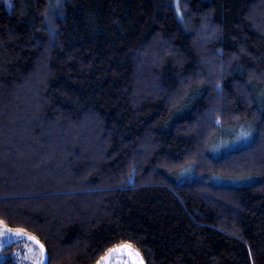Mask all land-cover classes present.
<instances>
[{
  "label": "trees",
  "instance_id": "1",
  "mask_svg": "<svg viewBox=\"0 0 264 264\" xmlns=\"http://www.w3.org/2000/svg\"><path fill=\"white\" fill-rule=\"evenodd\" d=\"M8 2L0 225L45 264L122 246L145 264H264V0ZM236 128L245 145L219 152Z\"/></svg>",
  "mask_w": 264,
  "mask_h": 264
},
{
  "label": "rangeland",
  "instance_id": "2",
  "mask_svg": "<svg viewBox=\"0 0 264 264\" xmlns=\"http://www.w3.org/2000/svg\"><path fill=\"white\" fill-rule=\"evenodd\" d=\"M3 1L9 4L8 0ZM50 1L51 0H49V6L52 5V8H54V5L55 7L58 6L56 5L58 0H56L54 4L52 2L50 3ZM88 118L90 117L82 119L78 122V125L82 126L86 122L89 124L93 118ZM93 120L91 122H93ZM94 135L96 136V133H94ZM94 135L88 137L86 141L88 143L91 140L95 141L96 137H94ZM223 136L224 140L219 152H225L226 150L230 151L235 147L243 146L249 138L247 131L241 130L240 128L230 129L224 132ZM95 156L97 157L98 155ZM132 176L133 168H125L120 183L125 184L131 182ZM126 258H130L134 264H145L140 254L130 246H122L114 249L103 259V262L104 264H115V261L120 259L125 260ZM46 259V251L36 238L0 225V264H10L11 262H13V264H45Z\"/></svg>",
  "mask_w": 264,
  "mask_h": 264
},
{
  "label": "flooded vegetation",
  "instance_id": "3",
  "mask_svg": "<svg viewBox=\"0 0 264 264\" xmlns=\"http://www.w3.org/2000/svg\"><path fill=\"white\" fill-rule=\"evenodd\" d=\"M101 264H104V262L102 261ZM115 264H134V263L132 262V260H130V258H126L125 260L120 259L118 261H115Z\"/></svg>",
  "mask_w": 264,
  "mask_h": 264
}]
</instances>
